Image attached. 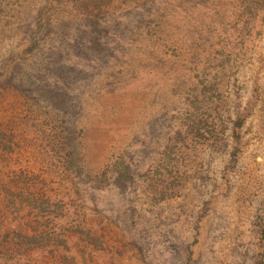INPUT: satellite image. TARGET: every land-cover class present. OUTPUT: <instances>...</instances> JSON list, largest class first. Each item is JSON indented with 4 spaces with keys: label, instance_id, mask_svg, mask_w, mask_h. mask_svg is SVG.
Returning <instances> with one entry per match:
<instances>
[{
    "label": "rangeland",
    "instance_id": "obj_1",
    "mask_svg": "<svg viewBox=\"0 0 264 264\" xmlns=\"http://www.w3.org/2000/svg\"><path fill=\"white\" fill-rule=\"evenodd\" d=\"M264 0H0V264H264Z\"/></svg>",
    "mask_w": 264,
    "mask_h": 264
},
{
    "label": "trees",
    "instance_id": "obj_2",
    "mask_svg": "<svg viewBox=\"0 0 264 264\" xmlns=\"http://www.w3.org/2000/svg\"><path fill=\"white\" fill-rule=\"evenodd\" d=\"M261 233H262V238H264V229H263V228H262V230H261ZM260 257H261V259L264 258V249H263L262 252L260 253Z\"/></svg>",
    "mask_w": 264,
    "mask_h": 264
}]
</instances>
